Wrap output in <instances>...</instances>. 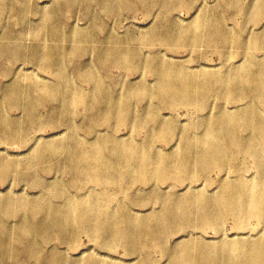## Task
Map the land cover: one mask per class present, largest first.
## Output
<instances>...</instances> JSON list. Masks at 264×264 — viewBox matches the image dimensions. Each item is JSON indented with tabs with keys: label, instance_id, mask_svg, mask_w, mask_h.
I'll return each instance as SVG.
<instances>
[{
	"label": "rangeland",
	"instance_id": "obj_1",
	"mask_svg": "<svg viewBox=\"0 0 264 264\" xmlns=\"http://www.w3.org/2000/svg\"><path fill=\"white\" fill-rule=\"evenodd\" d=\"M242 1L243 6L247 7V12L239 13L236 9H225L224 0H191L189 2L190 4L192 2L190 8L184 5V1L177 2L172 0H168L166 3L163 0H9V2L8 0H0V117L6 119V123L9 124V127H7V124L2 125L0 122V163L2 165L10 163L7 164L8 166L15 165L12 166L13 168H6L8 169V171L5 170L6 172H0V242L2 241L0 243V264H73L93 256L105 263L114 261L115 263L117 261V264L141 263L145 255L139 251L141 249H139L140 246L137 243L132 246L133 248L131 245L126 247L123 245L118 246L113 244L110 237H104V244L103 240L97 241L91 233L82 232L76 234L71 227V229L69 227L65 229L59 227L55 221L51 220V218L54 219V215L50 212L51 209L46 210V212L42 211V213H35L33 209L39 204L48 203V201H51L53 207L58 206L61 208L66 203L65 200L68 196L86 195L95 191L96 187L90 180L86 181L82 189L72 188L77 175L74 162L72 163L74 165H71V155L67 152V148L74 146L75 142L73 140L76 137L98 142L108 136H115L114 138L123 144H128L132 139L143 143H147L151 139L149 137L152 134V123H149V111L152 109L153 101H150L149 98L144 100L133 98L128 109L129 113L126 112L130 119L124 126L107 123L106 119L109 113L108 110H110L108 109V101L111 97L123 95L131 88V85L142 86L146 84L150 87H156L157 77L152 71V67L157 68L158 64L162 62L169 65L183 66L195 72L210 71L225 74L235 70L243 61H248L250 56L241 54L228 62H223L219 52L208 49L202 44L198 45L196 49L192 48V50L190 47L183 48L178 44L164 46L150 44L156 38L171 35L175 25H178L179 28H186L194 19L204 16L206 12H211V16H214L212 11L216 12L219 9L224 10L223 16L226 27L228 26L229 29L233 28L232 30H239L242 38L248 42L253 35L264 33L262 28L264 25V14L255 17L257 10L252 9L253 0ZM3 12L5 13L3 14ZM109 38L114 39L111 41ZM108 41L110 42L109 44ZM116 50H121V53H126L125 55L132 54L133 50L139 51V57L134 59L136 67L128 69L118 65L115 62V56L118 55ZM42 51L45 52L43 53ZM106 53L109 61L103 66L99 63V57ZM37 54L38 56H36ZM40 56H43L40 58L42 61L37 59ZM44 56H46V59ZM257 56L259 61L264 62L263 54L259 53ZM50 59H52L51 63ZM37 61L39 65H37ZM60 65H63V67H60ZM58 66L62 71L65 70L66 76H70H67L69 80L67 81L71 87L70 90L75 89L80 93L88 94L90 97L97 95L100 101L89 98L90 102L87 107H77L78 109L74 110L66 109L65 81L62 84L57 83L61 87L60 90L63 91L59 95L56 94L55 99L43 97L40 88L46 82L52 86L56 84ZM47 67L48 69H46ZM84 69H86V73L89 71L97 73V78H107L105 81L107 90L102 89L100 93L93 83L86 81ZM38 89L39 91H36ZM102 94H104L103 98L101 97ZM38 100L39 102H37ZM91 100L94 103H91ZM219 104L220 100L214 95L209 100L206 110L202 112H199L194 107L181 106L172 110L167 106H159V111L166 120H178L180 130L176 133L174 141L169 144L167 142H157L155 145L156 150L175 149L174 146L180 148L181 137L184 136L185 129L189 124L192 122L200 123L205 117H214L219 112ZM233 106V102L228 104L229 108H233ZM121 112H125V110ZM37 116L40 118L38 117V119ZM143 117H146V120ZM35 118L39 121H36ZM9 121L13 122V124H10ZM143 123H146L144 130L140 128ZM178 139H181L179 144ZM44 140L45 142H43ZM41 141L42 143H40ZM46 142H57L63 146V150L47 154L44 157L45 160L38 159L39 162L34 159V153L40 147H37L38 144L43 145ZM48 157L50 159H47ZM48 163L51 164L48 165ZM3 166L2 168H4ZM65 167L66 169H64ZM23 173H25L24 176ZM210 175L208 178H197L195 179L196 182H192L193 187H199L200 190H191L183 187V185H176L172 180L159 184L152 183L151 185L136 184L131 187L133 190L130 189L129 197L124 201L130 202V211L133 215L137 216L138 214L139 217H146L148 214L165 210L167 195L177 194L183 197L190 195L193 190L198 192H203V190L218 192L219 189L215 188L217 185L210 187L209 183L210 181L215 182L218 180L219 174L212 172ZM256 175L255 164L249 161L246 166L245 178L253 180ZM34 177L39 180H36V182ZM34 181L37 185L34 184ZM114 191L117 192V190ZM131 191H134V193ZM157 199L159 202H156ZM4 200L7 201L8 205H13L19 200H26L31 203L32 208L25 213L22 212V214L21 211L14 213L13 211L17 210L11 206L6 208L3 205ZM148 200L149 202H147ZM115 204L112 203L110 205L113 206ZM112 206L108 210L117 217V210ZM5 208L7 209L6 212ZM48 212L50 213L48 214ZM142 212L146 213L143 214ZM64 213L65 211L62 210L60 214ZM22 217L23 219H21ZM42 217L43 219L45 218L44 221ZM251 226L254 227V230L264 231L262 229L264 228V223H259L254 218L251 220ZM5 228L7 230L10 229V231H6ZM22 228L34 231V238L31 237L32 242L26 240L27 237L26 235L24 236ZM171 229L165 239V245L169 244L167 245L168 248L176 247L181 250L186 245L183 243L189 239L188 233L184 231L180 233L175 227ZM254 230L252 232H255ZM233 231V221L227 220L222 226V232L232 234ZM205 232L207 241L214 240L213 242L218 243L221 239V235L212 228H207ZM148 246L146 257L148 262H150L149 264L173 263L174 259L169 255L163 254L153 246ZM76 247L77 249H75ZM92 252L95 254L93 255Z\"/></svg>",
	"mask_w": 264,
	"mask_h": 264
},
{
	"label": "bare ground",
	"instance_id": "obj_2",
	"mask_svg": "<svg viewBox=\"0 0 264 264\" xmlns=\"http://www.w3.org/2000/svg\"><path fill=\"white\" fill-rule=\"evenodd\" d=\"M163 1L165 2V0ZM172 1H184L186 7L190 8L192 6V2L191 4L189 3L191 0ZM224 1L225 9H236L239 13L247 12V7L243 6L242 0ZM251 5L252 9L257 10L255 17L264 14V0H253ZM223 11L222 9L216 10V12L212 11L214 16H211V12H206L204 16L194 19L186 28H179L178 25H175L171 35L168 37L156 38V40L150 44L154 46L178 44L183 48L190 47L191 50L192 48L196 49L198 45L202 44L208 49L219 52L223 62H228L235 58V56L241 54L250 56V59L248 61H243L235 70L225 74L210 71L195 72L183 66L169 65L162 62L158 64L159 66L157 68L152 67L151 69L157 77L156 87H150L146 84L138 86L136 83H133L136 85H131V88H129L128 91L126 90L127 92L123 95L111 97L108 101V109L110 110H108L109 113L106 119L107 123L124 126L130 119L129 116L126 115V112L129 113L128 109L133 98L143 100L149 98L150 101H153L152 109L150 111L148 110L150 118L149 123H152V134L150 133L151 137H149L151 139L147 143L132 139L128 144H123L121 141L114 138L115 136H108L104 139H100L98 142L87 141L83 138L76 137V139L73 140L75 142L74 146L72 148H67V152L71 155V165L75 164L74 168L77 175V179L73 183L72 188L76 187L82 189L86 181L90 180L96 187L95 191L87 193L86 195L68 196L65 200L66 203L61 208L58 206L53 207L51 201L42 205L39 204V206L33 209L35 213H42V211L46 212V210L51 209L50 212L54 215V219L51 218V220L55 221L59 227L64 229L67 227H69V229L73 228L76 234L82 232L91 233L97 241L100 239L103 240L104 237H110L113 244L118 246L123 245L126 247L127 245H131L132 247L137 243L140 246L139 249H141L139 251L145 255L140 264L150 263L146 257L148 254V245L159 249L163 254L169 255L174 259L172 264H264V231L258 229L254 230V227L251 226V220L253 218L259 223H264V62L259 61L257 56L259 53L264 55V33L255 34L248 42L245 41L239 30H232L233 28L229 29L228 26L226 27L224 24L225 18L223 16ZM5 12H3V14ZM36 15H38V13H36ZM41 28H43V26H41ZM262 28L264 29V25ZM39 30L41 29L39 28ZM112 39L109 38L111 41ZM109 43L108 41V44ZM60 50L62 51V49ZM121 50H116L118 51V55L115 56V62L128 69L136 67L134 59L139 57V51L133 50L132 54L125 55L126 53H121ZM36 56H38V54ZM41 57L43 56L37 59ZM45 57L46 56H44V58ZM52 59L49 60L50 63ZM108 61L107 53L100 55L99 63L101 65H106ZM37 65H39V62ZM60 67H63V65H60ZM46 69H48V67ZM58 70L59 71L56 72V86L48 85L47 82L43 85L41 84L42 87L40 89L43 97L55 99L56 94L59 95L60 92L62 93L63 91L60 90L61 87L58 86V84H62L65 81L67 108L64 107L66 109L69 108L74 110L77 107H87L90 102L89 98H94L95 101L98 99L100 101L97 95L90 97L88 94L80 93L75 89L70 90L71 87L67 79L68 75L66 76L65 70L62 71L59 69V66ZM85 71L86 69H84V72ZM96 76L97 73L89 71L86 73L85 79L91 84L93 83L100 92V90L106 89L107 84L105 81L107 78H97ZM36 91H39V89ZM214 95L220 100L218 114L214 117H205L200 123L192 122L189 124L185 129L184 136L181 137L182 140L178 139V144L179 140H181L180 148L174 146L175 149L172 148L163 151L156 150L155 145L157 142H167L169 144L171 141H174L176 133L180 130L178 120H166L162 116L163 114L159 111L161 106H167L172 110L181 106L194 107L199 112H202L206 110L209 100ZM103 96L104 94L101 95L102 98ZM21 99L23 101L22 97ZM37 102H39V100ZM232 102L234 106L233 108H229L228 104ZM91 103L94 102L91 100ZM31 107L30 109H32ZM124 110L125 112H121ZM38 117L39 116H37V118ZM38 119L35 118L36 121ZM6 121V119L0 117L2 125L7 124ZM146 123H143L140 128L143 129ZM10 124H13V122H10ZM8 125L9 124H7V127H9ZM43 142H45V140ZM40 143H42V141ZM37 147L39 148L34 153V159L37 160L44 159L47 154L57 153L63 150V146L57 142H46L43 145L38 144ZM47 159L50 158L48 157ZM249 161L254 162L257 171V175L253 180L245 178L246 166ZM73 162L74 164H72ZM7 164H3V166L2 163H0V172H4L5 170L8 171L6 168L15 166H8ZM49 164L51 163H48V165ZM31 165L33 166V164ZM2 166L4 168H2ZM64 169H66V167ZM9 171L11 172V170ZM212 172H217L219 178L215 182L210 181L209 185H211L210 187H212V185H217L215 188L219 189H216L218 192L213 190H203V192L193 190L190 195L183 197L177 194L167 195L165 210L154 212L150 215L148 214L146 217H139L138 214L137 216L133 215L130 211V202L124 201L129 197L131 187H134L136 184L151 185L152 183L159 184L172 180L176 185L180 184L185 188L198 190L199 187H193L192 182L197 178H208ZM24 175L25 173H23V176ZM3 176L5 177V175ZM36 180L38 181L39 179L35 178V181ZM36 182L34 183L35 185H37ZM113 189L117 190V192ZM131 190H133V188ZM62 191L64 192L63 189ZM131 192L134 193V191ZM157 201L158 199L156 202ZM147 202H149V200ZM112 203L116 204L112 206L110 205ZM3 205L6 208L10 206L14 207L17 211L13 212L21 211V214L32 208L31 203L26 200H19L13 205H8L7 201L4 200ZM111 206L116 208L118 213L117 217L108 210ZM6 208L5 212L7 210ZM14 209L12 208V210ZM159 209L161 210V208ZM62 210L65 211L64 214H60ZM50 212H48V214ZM21 219H23V217ZM227 220H231L234 223V231L232 234H225L222 232V226ZM173 227L180 233L183 231L188 233L189 239L183 243L186 245L183 246L181 250L176 247L168 248L167 245L169 244L165 245V239ZM207 228H212L221 235V239L218 243L213 242L214 240L207 241L205 239V231ZM25 229L27 228H22V232L24 236L26 235V240L32 242L33 240H31V237H33L34 231ZM262 229L264 230V228ZM253 230L255 232H252ZM6 231H10V229H6ZM39 233L41 232L39 231ZM75 238L77 237L75 236ZM16 239L13 241L14 243ZM103 243L105 244L104 240ZM118 246L116 247L118 248ZM110 248L113 249L112 247ZM75 249H77V247ZM131 250L130 248V251ZM94 254L95 253H93V255ZM131 255L134 256L133 253H131ZM135 255L137 256V254ZM73 264H117V261L116 263L115 261L105 263L101 262L96 256H93L87 260H80Z\"/></svg>",
	"mask_w": 264,
	"mask_h": 264
}]
</instances>
